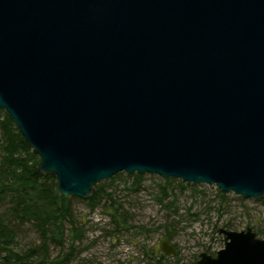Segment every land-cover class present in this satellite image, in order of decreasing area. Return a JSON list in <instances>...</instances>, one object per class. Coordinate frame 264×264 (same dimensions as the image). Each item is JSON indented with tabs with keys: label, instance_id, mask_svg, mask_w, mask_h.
Listing matches in <instances>:
<instances>
[{
	"label": "water",
	"instance_id": "1",
	"mask_svg": "<svg viewBox=\"0 0 264 264\" xmlns=\"http://www.w3.org/2000/svg\"><path fill=\"white\" fill-rule=\"evenodd\" d=\"M0 110L59 197L124 173L262 200L264 0H0ZM218 233L181 264H264L251 228Z\"/></svg>",
	"mask_w": 264,
	"mask_h": 264
},
{
	"label": "rangeland",
	"instance_id": "2",
	"mask_svg": "<svg viewBox=\"0 0 264 264\" xmlns=\"http://www.w3.org/2000/svg\"><path fill=\"white\" fill-rule=\"evenodd\" d=\"M134 177L118 173L103 182L101 185L112 198L102 197L91 205V198H68L74 227L81 236L70 246L68 235L72 225L66 221L63 247L47 243V261L70 254L68 264L195 263L201 253L215 257L224 247L219 229L241 232L251 228L257 238L264 239V197L259 201L243 199L234 194L223 195L213 185L193 186L173 180L168 184L169 195L160 202V187L170 179L144 175L134 186ZM7 207L0 204V214ZM114 209L125 214V224L117 219L119 227L111 218ZM15 225L18 226L15 227L16 252L41 244L35 225L17 221ZM164 239L176 249L175 256L164 255L159 250ZM159 255L165 259H159Z\"/></svg>",
	"mask_w": 264,
	"mask_h": 264
},
{
	"label": "trees",
	"instance_id": "3",
	"mask_svg": "<svg viewBox=\"0 0 264 264\" xmlns=\"http://www.w3.org/2000/svg\"><path fill=\"white\" fill-rule=\"evenodd\" d=\"M0 114V204L8 205L0 214V264H68L67 257L70 254L58 256L49 262L45 252L47 243L63 247V225L66 221L72 225L68 235L70 246L81 236L80 230L73 224L69 199L54 193V178L42 177L36 172L38 156L28 147L8 116L1 110ZM134 178L132 185L137 186L142 176L135 175ZM114 180L115 178L111 182ZM172 182L173 180H166V184L160 187L158 201L162 202L169 195L168 184ZM179 187L184 188L181 183ZM102 197L112 198L105 192V186L99 185L95 187L89 205ZM114 211L115 215L111 216L113 223L119 227V218L125 224V214H119L117 209ZM11 220L14 222L11 223ZM16 221L35 225L41 239L38 247L22 253L15 251V227L18 228ZM166 238L169 239L167 236ZM158 258L165 259L162 255Z\"/></svg>",
	"mask_w": 264,
	"mask_h": 264
}]
</instances>
